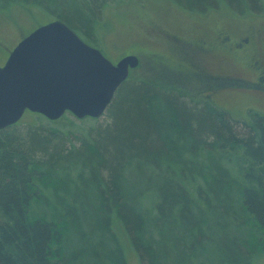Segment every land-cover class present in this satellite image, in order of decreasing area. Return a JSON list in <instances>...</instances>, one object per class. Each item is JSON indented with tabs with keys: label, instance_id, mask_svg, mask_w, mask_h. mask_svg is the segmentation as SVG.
Returning a JSON list of instances; mask_svg holds the SVG:
<instances>
[{
	"label": "trees",
	"instance_id": "1",
	"mask_svg": "<svg viewBox=\"0 0 264 264\" xmlns=\"http://www.w3.org/2000/svg\"><path fill=\"white\" fill-rule=\"evenodd\" d=\"M110 1L0 0V12L31 6L99 50ZM169 1L264 13V0ZM33 118L0 130V264H124L117 224L142 264L264 256V115L242 122L127 78L99 119Z\"/></svg>",
	"mask_w": 264,
	"mask_h": 264
},
{
	"label": "rangeland",
	"instance_id": "2",
	"mask_svg": "<svg viewBox=\"0 0 264 264\" xmlns=\"http://www.w3.org/2000/svg\"><path fill=\"white\" fill-rule=\"evenodd\" d=\"M47 22L49 18L31 6H13L0 12V66L23 38ZM248 36L255 40L250 46L237 51L232 48ZM263 39L264 13L239 16L222 5L198 15L169 0H112L102 11L95 36L98 49L111 63L129 55L137 57L138 66L128 75L131 81L175 90L196 101L209 94L210 99H206L211 104L242 122L248 119L246 107L261 114L264 108L233 92L214 95L216 91L207 90L206 79L197 74L227 71V62L234 56L239 66L252 65V57L261 51L256 42ZM33 115L25 113L22 122H34ZM85 125L95 123L87 121ZM113 229L124 264H142L122 227L117 224ZM252 264H264V256L256 257Z\"/></svg>",
	"mask_w": 264,
	"mask_h": 264
},
{
	"label": "water",
	"instance_id": "3",
	"mask_svg": "<svg viewBox=\"0 0 264 264\" xmlns=\"http://www.w3.org/2000/svg\"><path fill=\"white\" fill-rule=\"evenodd\" d=\"M137 66L134 55L111 63L59 21L39 26L0 66V130L25 112L50 122L99 119Z\"/></svg>",
	"mask_w": 264,
	"mask_h": 264
},
{
	"label": "flooded vegetation",
	"instance_id": "4",
	"mask_svg": "<svg viewBox=\"0 0 264 264\" xmlns=\"http://www.w3.org/2000/svg\"><path fill=\"white\" fill-rule=\"evenodd\" d=\"M250 41L255 40L249 36L247 38H241L239 40L240 44H235L237 46L233 45L232 48L236 51L240 48L243 49L245 48L244 46H250ZM256 44H258L261 51L252 57V65L239 66L236 56H234L230 58L231 61L227 62V71L221 70L217 71V73L210 71L211 73L203 72L204 75L197 74L199 77L202 76V78L206 79L207 90L216 91L214 95H217L219 92H233L239 95V97L242 96L256 101L255 103L258 107L264 108V39L256 42ZM206 98H209V94ZM206 100L210 102V100ZM251 111L255 110L252 107H246L244 114H248Z\"/></svg>",
	"mask_w": 264,
	"mask_h": 264
}]
</instances>
